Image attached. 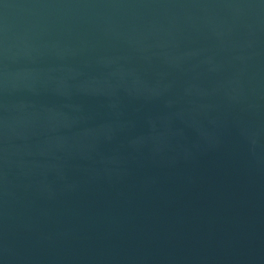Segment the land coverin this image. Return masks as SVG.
<instances>
[{"label":"water","instance_id":"1","mask_svg":"<svg viewBox=\"0 0 264 264\" xmlns=\"http://www.w3.org/2000/svg\"><path fill=\"white\" fill-rule=\"evenodd\" d=\"M0 264H264V0H0Z\"/></svg>","mask_w":264,"mask_h":264}]
</instances>
